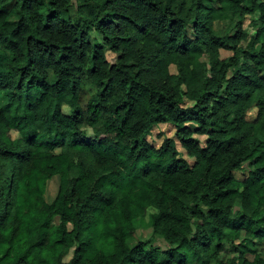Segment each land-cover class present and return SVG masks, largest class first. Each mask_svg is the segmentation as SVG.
<instances>
[{"label":"trees","instance_id":"trees-1","mask_svg":"<svg viewBox=\"0 0 264 264\" xmlns=\"http://www.w3.org/2000/svg\"><path fill=\"white\" fill-rule=\"evenodd\" d=\"M72 9L0 0V264H264V0Z\"/></svg>","mask_w":264,"mask_h":264},{"label":"rangeland","instance_id":"rangeland-1","mask_svg":"<svg viewBox=\"0 0 264 264\" xmlns=\"http://www.w3.org/2000/svg\"><path fill=\"white\" fill-rule=\"evenodd\" d=\"M77 5H78V0H73V9H72L73 15H74V11H75V8L77 7ZM256 18H257V15H248L245 19L244 29L249 35H252L256 30V28L252 25L253 21L256 20ZM216 27H217V29L225 30L226 23H217ZM91 38H92L93 43H95L97 45L102 44V38L98 33L92 32ZM228 54L229 53L226 52L224 54V56H227ZM106 56L110 62L116 61V57H115L116 55L108 49H106ZM89 96H90V94L88 91V92H85L83 95V98H81V103H82L84 108L87 105L86 102H87ZM186 104H188V103H186ZM63 111L66 114H70V109L68 106H64ZM256 113H257V111L255 109L250 111L248 118L251 120L254 119L256 117ZM174 133H175V131H174L173 126H171V125H160V126H157L154 128L153 134H152V136H150L148 138V140L156 148H160L161 145L163 144V141L166 138H173ZM89 134L92 135L91 131H89ZM11 136L13 139H15L18 137V134H17V132L13 131L11 133ZM196 137L198 139H200L201 142H204V140H205L204 135H196ZM180 151H181V154L186 159H188L191 163L193 162V159L188 157V155L186 154L184 149L180 148ZM235 176L238 180H243L247 176V169H243L242 171L236 172ZM57 192H58V180L57 179L51 180L48 184V200L50 202H52L55 199ZM135 239L137 241H152V243H151L152 246L154 245V246L160 247L161 249H164V250L169 248V245L164 241V239L162 237L157 236L153 233V229H152V226L150 225V220L148 219V217L146 219L140 220L137 223V230L135 232ZM240 241H241V239L239 241H237L236 243H239ZM257 247L259 250V255L262 258H264V246H263V244L260 242H257ZM236 256H237V253L235 251V247L233 246L232 243H228L226 245V250L221 255L222 259L224 261H226V260L233 258V257H236ZM250 258H251V260L253 259L252 256Z\"/></svg>","mask_w":264,"mask_h":264}]
</instances>
